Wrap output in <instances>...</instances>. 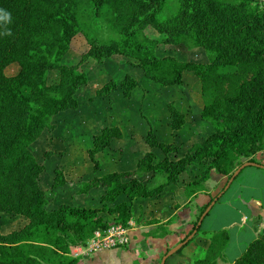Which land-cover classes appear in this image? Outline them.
<instances>
[{
	"label": "trees",
	"instance_id": "trees-1",
	"mask_svg": "<svg viewBox=\"0 0 264 264\" xmlns=\"http://www.w3.org/2000/svg\"><path fill=\"white\" fill-rule=\"evenodd\" d=\"M178 1L177 11L160 20L167 0H0V217L15 215L28 221L20 229L0 233V264H79L72 249L110 226L104 215L127 225L135 217L136 201H150L178 186L195 164L202 169L199 178L184 186L187 197L207 190L213 171L228 179L220 192L224 194L237 170L247 162L256 163L254 156L264 151V7L259 0ZM90 15L105 18L118 38L101 42L91 36L86 22ZM149 28L161 37L148 36ZM79 35L86 37L89 48L76 65H67L63 60ZM161 44L202 49L208 61L159 57L156 50ZM113 56L127 58L147 79L165 87L181 85L184 73L192 72L201 83L200 118L213 131L179 156L176 144L160 142L150 130L146 137L150 150L135 169L82 183L79 195L103 190L102 207L61 204L50 209L40 181L46 166L36 160L31 145L55 130L53 118L79 109L77 93L88 84L83 63L88 59L103 63ZM11 66L18 67L17 73L7 74ZM53 73L57 77L51 81ZM140 85L126 75L120 82H106L96 96L106 98L120 89L130 99ZM167 107L170 129L182 130L185 114L173 102ZM123 138L119 126H106L93 135L88 155L95 172L100 168L97 156ZM155 150L163 159L157 160ZM147 175H162L165 182L150 187L142 180ZM67 184L63 171L55 169L53 188ZM122 197L127 201L119 202ZM215 198L199 209L182 242L196 229L197 234L201 231L199 222ZM229 241L228 230L212 233L205 255L194 264H218ZM232 264H264V233Z\"/></svg>",
	"mask_w": 264,
	"mask_h": 264
},
{
	"label": "rangeland",
	"instance_id": "rangeland-1",
	"mask_svg": "<svg viewBox=\"0 0 264 264\" xmlns=\"http://www.w3.org/2000/svg\"><path fill=\"white\" fill-rule=\"evenodd\" d=\"M259 3L262 6L264 5L263 0H259ZM178 7V0H167L164 10L159 14V19L163 20L171 16L177 11ZM86 22L90 35L97 37L101 42H109L118 38V35L111 30L105 18L94 19L90 15ZM147 35L156 39L161 37V34L151 28L148 29ZM88 48L86 37L84 35L77 36L74 39L70 53L64 58L63 62L67 65H76ZM156 53L159 57L174 56L183 61H208V54L204 50H190L185 46L161 44L157 47ZM81 69L88 77V84L81 87L77 93V99L80 103L79 109L76 111L69 110L57 115L53 118V123L56 126L55 130L46 132L42 138L31 145V151L36 160L46 166V171L40 181L41 187L45 190L49 200L50 209L61 204L93 208L102 207L103 204L100 199L103 190H94L89 195H79L78 191L82 183L91 180L95 176L100 177L113 171L133 170L136 160L148 149L146 137L150 130L157 135L160 142L180 146L179 156H182L193 143L202 142L212 132L211 125L200 118L203 109L201 83L192 72L184 73L181 85L165 87L147 79L141 68L135 67L130 60L122 56H113L103 63H99L95 59H88L83 63ZM17 71V66H11L8 68L7 74L13 75ZM126 74H130L141 81L140 87L133 93L132 100L125 99L121 91H117L106 98L96 96L97 89L101 88L106 82L111 79L121 81ZM56 77L54 73L51 74V81H54ZM170 102L175 103L177 108L185 114L186 124L181 131L172 132L169 127L170 117L167 106ZM117 124L124 126L122 129L124 133L128 132L127 139H130L132 134L135 141L131 148L133 153L128 152L130 149L126 143L114 140L113 147L97 156L100 168L95 172L94 164L88 155V150L93 146V135L99 133L106 126ZM125 126H129L130 130ZM127 142L130 141L127 140ZM159 157H163L161 152ZM172 158L176 159L178 157L172 155ZM55 169L62 170L67 179L68 184L63 188H53ZM201 169L202 166L199 164L190 167L182 175L179 185L170 187L159 201L161 208L158 211H155L152 199L150 201H136L134 205L135 217L132 220L135 223V228L139 227V235L143 238V244H139L142 255L148 250L145 242L158 232L157 228L159 227L153 229L152 223L168 219L166 224L175 221L177 215L174 213L180 207L178 202L182 204L184 202V186L199 178ZM215 175L218 176L216 172ZM142 180L153 187L154 184L159 185L165 182V177L147 175ZM235 191L236 185H233L223 197L221 196L222 198L220 197L217 200L202 224V231L215 232L226 229L230 232L231 238L225 255L219 260L218 264L234 263L253 240L249 228L250 223L242 224L243 216L241 215H243V212L237 210L241 207L238 197L241 194H236ZM122 201H127L126 197L120 198L119 202ZM175 203L179 207L170 209V206L175 205ZM198 215L190 224L189 232L183 233L178 241L170 243L167 252L181 243L191 233ZM106 217L111 223L114 222L109 216L106 215ZM27 222L25 218L4 214L0 217V233L7 234L20 229ZM187 248V246L183 247L179 253L170 257L168 261L181 256V252L186 251ZM133 251L134 249L130 250V248L120 249V251H117L120 255L118 260L124 264L133 262V257H135ZM167 252L164 250L160 256H157V261L154 264H159ZM200 253L201 250L197 251V255Z\"/></svg>",
	"mask_w": 264,
	"mask_h": 264
},
{
	"label": "crops",
	"instance_id": "crops-1",
	"mask_svg": "<svg viewBox=\"0 0 264 264\" xmlns=\"http://www.w3.org/2000/svg\"><path fill=\"white\" fill-rule=\"evenodd\" d=\"M126 75H130V74H126ZM118 82H120V81H118ZM117 91H121V90L118 89V90L114 91L113 93H116ZM113 93L111 95H113ZM121 93H122V91H121ZM122 96H123V94H122ZM132 99H133V95L130 99H128V101L132 100ZM115 126H119L121 129H122V127H124L121 124H117ZM125 127L128 130H130L129 126H125ZM212 131H213V129H212ZM123 133H124V131H123ZM127 136H128V132L124 133V138L121 139L122 141L121 140H119V141H120V143H126L130 149V150H128V152L133 153L131 148H132V144L135 141L133 140L132 134H131L130 139H127ZM156 137H157V135H156ZM126 139L130 142H127ZM157 139H158V137H157ZM196 143H200V142H196ZM193 144H195V143H193ZM111 147H113V146H111ZM178 147L180 150V146H178ZM190 147H188L187 150ZM148 150H150L149 147H148V149L145 150V153L143 155H145ZM158 151L159 150H155L157 157H158L157 160L159 161V160L163 159L164 156L162 154L163 157L160 158L159 155H160L161 151L160 152H158ZM143 155H141L136 160V163L139 159H141L143 157ZM254 160L256 161V164L264 166V151L257 153L254 156ZM135 166H136V164H135ZM135 166H134V169H135ZM123 171H127V170H123ZM156 176H158V175H156ZM160 176H162V175H160ZM162 177H164V176H162ZM227 181H228L227 177L221 176L219 174H218V176H216L215 172L213 171L211 174V179L206 183L207 190H205L201 194H198V195L193 196V197H187V195L185 194L183 204L181 202H178L180 207L177 206V203H175L176 206L171 205L170 209L172 207L173 208L179 207L178 209H176V211L174 213L175 215H177L175 221H173L170 224H166L169 220L168 219V220H164V221H154V223H152L153 229H154V227L155 228L159 227V228H157L158 232H156V234L153 235L150 240L145 242L148 250L145 251V253H143V255L141 254L142 250L139 248V244H143V238H141V235H139V232H140L139 227L137 226L136 228H134L132 230V235H131L132 236L131 244L126 248H121V250L129 249V248H130V250L134 249V251H133L134 255H135V257H133L134 260H133V262H129L127 264H154L157 261V256H160V254H162L164 252V250L167 252V250L169 249L170 243H173L174 241H178L179 239H181V236L183 235V233L189 232V229L191 227L190 224L193 223V221L195 220V217L199 213V209L202 208L203 206H205L206 204H208L211 199L218 196L219 193L224 188V186L226 185ZM154 185L157 186L156 184H154ZM154 185H152V186L155 187ZM233 185H236V191H235L236 194H239V193L241 194L238 196L240 199L241 207L237 208V210H238V212H241V211L243 212V215H241V216H243L242 217V220H243L242 224L246 225L248 222L250 223L249 228L251 231V238H253V240H254L255 238H257V236L259 234L264 233V169L259 168V167H247L240 174V176L234 181V183L231 185V187ZM231 187L228 190H226V192H228L231 189ZM169 188L166 190V192L164 194L152 199V201H154L153 204L155 205V211H158L161 208V203H159V201L167 193ZM226 192H224L222 197L225 195ZM82 207H86V206H82ZM87 208H93V207H87ZM95 208H99V207H95ZM104 218L111 223V221L108 220L106 215H104ZM109 218H111V220L114 221L113 217L109 216ZM223 230H226V229H223ZM180 231H184V232H180ZM215 232H217V231H215ZM212 233H214V232L202 231V227H201V231L194 237L192 243H190L187 246L188 248L186 249V251L183 250L184 252H181L182 253L181 256H179L175 259L173 258V260L172 259L169 261L167 260L166 264H169V263L170 264H194V262L196 260L201 259L205 255V252L211 243ZM247 247H246V249H247ZM181 250H179L177 253H179ZM199 250H201V253L199 255H197V251H199ZM117 251H120V249H113V250L102 252V253L92 254L89 257L80 258L79 264H124L122 261L118 260V258H120L119 257L120 255H119V252H117ZM243 252L241 253V255L243 254Z\"/></svg>",
	"mask_w": 264,
	"mask_h": 264
},
{
	"label": "built area",
	"instance_id": "built-area-1",
	"mask_svg": "<svg viewBox=\"0 0 264 264\" xmlns=\"http://www.w3.org/2000/svg\"><path fill=\"white\" fill-rule=\"evenodd\" d=\"M134 228L133 220H130L127 225L113 222L106 230L96 231L86 245L73 248L71 256L80 259L96 253L126 248L131 244Z\"/></svg>",
	"mask_w": 264,
	"mask_h": 264
},
{
	"label": "water",
	"instance_id": "water-1",
	"mask_svg": "<svg viewBox=\"0 0 264 264\" xmlns=\"http://www.w3.org/2000/svg\"><path fill=\"white\" fill-rule=\"evenodd\" d=\"M247 167H259V168H263L264 169V166L263 165H259V164H256V163H250V162H247L245 163L239 170H237L234 175H233V178L230 180L229 184L226 186V190H228L230 188V185L232 184V182L234 181V179L239 175L240 171L242 169H245ZM223 195V192L221 194H219L218 198H220L221 196ZM218 198H215V201L212 202V204L210 205V207L206 210V212L203 214L202 216V220L199 222V225H198V228L200 226H202L203 224V221L204 219L206 218V216L210 213V211L212 210L213 206L216 204ZM198 232V229H196L194 231L193 234H191L187 240L179 243L177 246H175L173 249L169 250L167 252V254L162 258V261L160 264H166L167 260L172 257L173 255H175L179 250H181L183 247H185L186 245H188V243L194 239V237L196 236Z\"/></svg>",
	"mask_w": 264,
	"mask_h": 264
}]
</instances>
